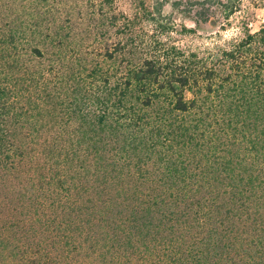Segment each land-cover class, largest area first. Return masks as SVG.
<instances>
[{
    "label": "trees",
    "instance_id": "1",
    "mask_svg": "<svg viewBox=\"0 0 264 264\" xmlns=\"http://www.w3.org/2000/svg\"><path fill=\"white\" fill-rule=\"evenodd\" d=\"M238 4L172 0L184 32ZM134 42L0 69V264H264V24L204 54Z\"/></svg>",
    "mask_w": 264,
    "mask_h": 264
},
{
    "label": "rangeland",
    "instance_id": "2",
    "mask_svg": "<svg viewBox=\"0 0 264 264\" xmlns=\"http://www.w3.org/2000/svg\"><path fill=\"white\" fill-rule=\"evenodd\" d=\"M156 3L157 0H0V69L13 60L30 65L32 57L27 51L33 46L44 50L48 60L57 59L60 50L63 62L100 63L107 67L105 51L125 42L130 35L134 37L133 46H141L140 54L153 46L155 39L204 54L226 46L242 36L245 29L255 31L264 24V0H239L237 10L221 26L184 32V27L195 25L189 17L173 10L169 0L162 15L173 22V28L166 32L159 25L165 19L158 18ZM115 64H121L120 58Z\"/></svg>",
    "mask_w": 264,
    "mask_h": 264
}]
</instances>
